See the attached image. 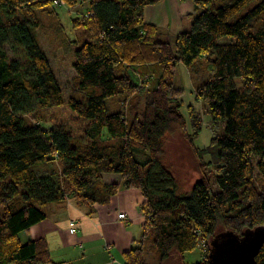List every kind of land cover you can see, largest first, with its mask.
<instances>
[{
	"label": "trees",
	"instance_id": "1",
	"mask_svg": "<svg viewBox=\"0 0 264 264\" xmlns=\"http://www.w3.org/2000/svg\"><path fill=\"white\" fill-rule=\"evenodd\" d=\"M49 1L0 0V264L49 263L44 238L19 235L67 197L90 214L108 204L120 184L106 175L138 188L150 215L149 234L123 252L124 264H168L194 250L201 260L184 264H211L215 235L264 227V0H192L196 11L180 14L173 45L144 17L157 0H85L83 40L54 52L58 67L75 72L68 98L36 33ZM200 60L207 73L196 99L221 128L205 152L212 178L182 193L161 152L165 135L187 126L173 93L175 67ZM145 62L160 73L143 109L111 112L107 100L136 90L132 72ZM54 109L59 115L43 127L36 114ZM191 113L196 133L201 121ZM255 260L264 264V244Z\"/></svg>",
	"mask_w": 264,
	"mask_h": 264
},
{
	"label": "rangeland",
	"instance_id": "2",
	"mask_svg": "<svg viewBox=\"0 0 264 264\" xmlns=\"http://www.w3.org/2000/svg\"><path fill=\"white\" fill-rule=\"evenodd\" d=\"M192 0H157L153 4L147 6L144 11V17L148 21L149 19H154L155 24L158 27L160 32L161 40H169L173 45L176 35L179 31V16L181 13H192L195 12ZM47 11L39 12L41 19V26L37 29L36 33L38 39L43 46L48 59L51 61L53 70L57 80L60 83V86L63 90V94L66 98L69 95L75 94V89L73 86V77L75 72L71 68L58 67L55 59L54 52L60 45L65 43H70L71 45L79 44L83 38V16L86 14L87 10V1L85 0H76V1H67V0H57V2L49 1V5L46 7ZM85 17V16H84ZM151 22V21H150ZM136 72H132L136 78L138 86L136 90L134 89L131 93L117 95L113 98L107 100L108 108L111 112L115 110L124 111L126 116H131L130 106L132 103L136 105L138 110H142L145 104L147 97L148 88L157 80V72L160 73V66L156 64H150L148 62L139 63L136 67ZM206 63L204 60H200L196 65L191 67H186L182 63H178L175 67L174 74L172 76L173 84L176 87L174 89V97L181 101V110L184 113V121L186 120L187 126L185 131L183 128L176 129L172 132H169L164 137V142L162 145L161 156L163 160L169 165L173 176L178 185V191L182 193H189L193 184L200 179L202 176H209L212 178L213 175V165L209 163L211 157L205 153L206 148L211 147V141L220 131V124H214L211 122L206 109L205 104L202 101L196 99L197 87L202 84V75L207 73ZM147 72H154L153 77L155 80L152 81L150 76L146 74ZM190 106V107H189ZM189 107V108H188ZM133 108V107H132ZM192 109V110H191ZM193 111L200 117V130L195 133V126L192 118ZM60 110H43L36 114L37 117H42L45 121L41 123L43 127H48L52 122L51 116L59 115ZM30 120H33L30 118ZM195 122L198 121V117H195ZM198 123V122H197ZM213 150V148H212ZM148 151H146V154ZM201 156V158L199 157ZM139 160V154L137 155ZM203 160V166L200 167V160ZM202 169V171H201ZM254 178L259 187L263 186V178L260 173L255 170ZM119 191H127L119 178ZM118 195V194H117ZM116 196H114L108 204V206ZM75 204L80 207L76 198L67 197L65 201ZM64 201V202H65ZM144 198L141 205L144 204ZM63 202V203H64ZM68 203V204H69ZM133 207L137 210L138 206L135 202L132 203ZM85 207V206H84ZM87 208V207H85ZM50 205L44 208L49 214ZM142 209V207H141ZM144 216V231L139 226V223L128 222L131 230H136L137 227H140V231L143 233L142 239L146 238L148 233L147 221L150 218V215L145 214L144 209H142ZM92 216L94 214H91ZM65 214H62L60 217L58 214L52 215V218L58 221V226L67 225L70 232L71 226L70 223L74 220L70 219L68 222L65 218ZM135 225V226H134ZM77 226V223H76ZM78 230V226L76 230ZM71 233V232H70ZM53 237L56 236V231L50 233ZM50 235L48 237H50ZM22 240H26L25 234L22 233L19 235ZM138 236L137 232L134 237ZM99 240L105 243V239L101 237ZM51 242V241H50ZM51 244V243H50ZM55 244H58L55 240L50 246L53 247ZM83 244V243H82ZM71 245L68 248H65L61 253L55 254L54 257L57 260H66L67 264H94L97 259L92 256H87L82 253V245L75 244ZM134 246L139 247L140 243L135 244ZM103 247V245H101ZM85 249V247H84ZM108 257L111 259L114 255V250L109 254L108 250H105ZM98 260L102 258L101 254H98ZM201 260V256L198 250L193 252H188L185 256L179 254H173L169 260L168 264H184L197 262Z\"/></svg>",
	"mask_w": 264,
	"mask_h": 264
},
{
	"label": "crops",
	"instance_id": "3",
	"mask_svg": "<svg viewBox=\"0 0 264 264\" xmlns=\"http://www.w3.org/2000/svg\"><path fill=\"white\" fill-rule=\"evenodd\" d=\"M155 23L154 19H149ZM118 175H106L107 181L119 182ZM127 191H119L115 196L116 198L108 206L94 205L93 216L89 213L88 209L84 206H77L69 203L66 200L64 203L50 205L49 214L46 218L33 225L29 230L24 233L26 239L44 238L47 242L50 252V262L47 264H67L66 260H57L55 254L61 253L60 250L70 247L71 245L81 244L82 253L87 256H92L97 259L94 264H124L123 252L134 248L135 244L141 243L142 232L140 227L136 230H131L128 222L139 223L144 231V216L141 210V203L143 196L138 188L125 189ZM135 202L138 206L137 210L133 207L132 203ZM69 203V204H68ZM48 213V212H47ZM119 213H124V218H118ZM58 214L60 217L65 214L67 222L72 219L77 223L78 230L75 233H70L67 225L58 226V221L52 218V215ZM135 226V225H134ZM56 231V236L53 237L50 233ZM137 232L138 236L134 237ZM50 235V237H48ZM101 237L105 239V243L99 240ZM58 243L53 247L50 245ZM51 241V242H50ZM51 243V244H50ZM83 243V244H82ZM103 245V247H101ZM85 247V249H84ZM108 250L110 254L114 250V255L110 259L105 252ZM102 255L98 260L97 256Z\"/></svg>",
	"mask_w": 264,
	"mask_h": 264
},
{
	"label": "water",
	"instance_id": "4",
	"mask_svg": "<svg viewBox=\"0 0 264 264\" xmlns=\"http://www.w3.org/2000/svg\"><path fill=\"white\" fill-rule=\"evenodd\" d=\"M264 244V227L246 228L242 234L219 233L210 241L211 264H256L255 257Z\"/></svg>",
	"mask_w": 264,
	"mask_h": 264
},
{
	"label": "built area",
	"instance_id": "5",
	"mask_svg": "<svg viewBox=\"0 0 264 264\" xmlns=\"http://www.w3.org/2000/svg\"><path fill=\"white\" fill-rule=\"evenodd\" d=\"M54 2L56 3L57 2V0H54ZM125 217V214L124 213H119L118 214V218H124ZM70 226H71V229H70V232L71 233H75L76 231V223L73 221V222H71L70 223Z\"/></svg>",
	"mask_w": 264,
	"mask_h": 264
}]
</instances>
